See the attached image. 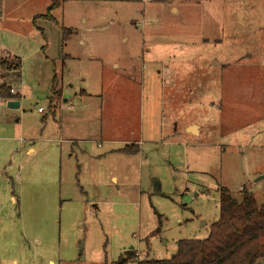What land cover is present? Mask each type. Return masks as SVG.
Returning a JSON list of instances; mask_svg holds the SVG:
<instances>
[{"label":"rangeland","instance_id":"374dc122","mask_svg":"<svg viewBox=\"0 0 264 264\" xmlns=\"http://www.w3.org/2000/svg\"><path fill=\"white\" fill-rule=\"evenodd\" d=\"M51 1L0 0L20 66L0 85L21 95L0 104V264L166 258L208 236L222 187L264 205V0H67L35 21Z\"/></svg>","mask_w":264,"mask_h":264},{"label":"trees","instance_id":"16d2710c","mask_svg":"<svg viewBox=\"0 0 264 264\" xmlns=\"http://www.w3.org/2000/svg\"><path fill=\"white\" fill-rule=\"evenodd\" d=\"M67 0H52L46 14L35 18L53 20V11ZM100 1V0H98ZM103 1V0H102ZM74 31L65 30L66 40ZM0 57V69L19 68ZM11 86L0 85V99L16 98ZM131 147V148H130ZM137 148V147H136ZM138 149V148H137ZM132 146H125L117 152H134ZM138 151V150H137ZM237 199L227 187L220 189V218L212 224L207 237L203 239H181L173 255L166 258L139 260L136 264H262L264 261V205H260L252 192L244 187ZM160 231L157 230L156 233ZM120 259L117 264H128L132 259Z\"/></svg>","mask_w":264,"mask_h":264},{"label":"crops","instance_id":"0c3cea01","mask_svg":"<svg viewBox=\"0 0 264 264\" xmlns=\"http://www.w3.org/2000/svg\"><path fill=\"white\" fill-rule=\"evenodd\" d=\"M9 52V51H8ZM9 53H11V52H9ZM1 58H4V59H7L8 60V62H9V64H12V63H14V62H12V57H5V56H1ZM64 58H65V62L64 63H66V62H69V61H75V59H74V57L71 55V54H64ZM15 59H18L17 57H15ZM262 62H264V59L262 60ZM13 65H15V64H13ZM113 66L114 67H118L119 65L117 64V63H113ZM254 66H256V63H254L253 62V67ZM15 69V68H14ZM14 69H12V70H14ZM3 70V69H2ZM7 71H9L8 73H11V71L12 70H9V69H6ZM255 69L253 68V71H254ZM261 72V71H260ZM263 72H264V69H263ZM263 72H261V73H259V74H255V72L253 73V79H256V78H259L260 76H262V75H260V74H263V76H264V73ZM1 76L2 77H4V78H6L7 76L5 75V73H4V75L3 74H1ZM6 76V77H5ZM255 77V78H254ZM4 84H7L8 86H11L12 87V89L15 91V93H16V95L17 96H21L18 92H17V90L14 88V86H12L10 83H4ZM66 84H68V85H71L72 86V83H71V80L70 79H67L66 80ZM67 86V85H66ZM53 89H54V93L56 92L57 93V96H55L54 94H53V97L51 98V106L52 105H55V103L56 102H58V101H62L63 102V104H62V107H64V110H68V109H65V107H68V108H70V107H72V101L70 100L71 98H68V97H65L64 95V93H63V91H61V89H59V80L57 79V76H55L54 77V80H53ZM76 93H77V91H76ZM78 94V93H77ZM80 94H82V95H86V94H88L87 93V90H85V89H83V90H81V92H80ZM16 96V97H17ZM18 97V98H19ZM15 99V98H14ZM1 100V99H0ZM0 104H2V103H0ZM70 110V109H69ZM39 111V110H38ZM42 112H44V110L42 111ZM54 112V111H53ZM192 125H196L197 126V132L196 133H193V132H190L188 129H189V127L190 126H192ZM61 127H62V125H61ZM185 131L187 132V133H190V134H194V135H199L200 133H201V126H199L198 124H191V125H189L188 127H186L185 128ZM136 144H138L139 142H135ZM35 151H36V148L34 147V146H29V147H27V149H26V152L27 153H29V154H33V153H35ZM114 180H116V178H113ZM258 179V178H257ZM11 198H12V200L14 201V202H16V197L14 196V195H12L11 196ZM207 237V236H206Z\"/></svg>","mask_w":264,"mask_h":264},{"label":"water","instance_id":"95a60500","mask_svg":"<svg viewBox=\"0 0 264 264\" xmlns=\"http://www.w3.org/2000/svg\"><path fill=\"white\" fill-rule=\"evenodd\" d=\"M8 107H10V108H19L20 107V102L11 100V101L8 102ZM188 130L193 132V133H196L197 132V126L196 125H192V126L189 127ZM262 178H264V175L258 177L257 180H260Z\"/></svg>","mask_w":264,"mask_h":264},{"label":"built area","instance_id":"2783aa9c","mask_svg":"<svg viewBox=\"0 0 264 264\" xmlns=\"http://www.w3.org/2000/svg\"><path fill=\"white\" fill-rule=\"evenodd\" d=\"M13 93L16 94L14 90H13ZM6 101H7V100L1 99V100H0V103H2V102H6ZM38 110H39V112H42L44 109H43V108H39Z\"/></svg>","mask_w":264,"mask_h":264}]
</instances>
